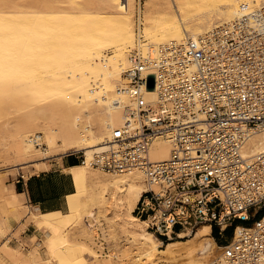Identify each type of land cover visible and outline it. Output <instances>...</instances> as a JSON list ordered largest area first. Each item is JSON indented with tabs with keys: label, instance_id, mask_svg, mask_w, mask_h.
<instances>
[{
	"label": "bare ground",
	"instance_id": "1",
	"mask_svg": "<svg viewBox=\"0 0 264 264\" xmlns=\"http://www.w3.org/2000/svg\"><path fill=\"white\" fill-rule=\"evenodd\" d=\"M264 0H0V158L16 172L36 170V160L81 151L67 169L74 192L65 212H39L0 177V239L11 222L29 215L42 236L23 251L0 242V264H207L220 250L203 223L194 233L163 242L147 229L135 206L156 189L142 172L108 173L90 165L121 127L133 99L121 88L134 58L169 41L196 39L233 21ZM244 6V7H242ZM151 86V87H150ZM144 97L157 105L149 83ZM171 143L153 140L148 156L166 160ZM264 152V130L252 133L241 154ZM31 166V167H30ZM35 167V168H34ZM24 175V174H23ZM114 221L128 241L101 255L71 235L77 228L92 242L98 216ZM89 218V221L85 218ZM241 225H238L240 227ZM155 236H154V235ZM89 241V242H90ZM99 248L100 244L96 245ZM89 253L90 262L82 257Z\"/></svg>",
	"mask_w": 264,
	"mask_h": 264
},
{
	"label": "built area",
	"instance_id": "2",
	"mask_svg": "<svg viewBox=\"0 0 264 264\" xmlns=\"http://www.w3.org/2000/svg\"><path fill=\"white\" fill-rule=\"evenodd\" d=\"M125 77L121 90L133 105L90 165L138 170L156 186L142 192L134 212L163 242L203 223L219 232L237 223L207 264H264V152L241 154L246 139L264 130V3L196 39L135 57ZM149 83L157 105L144 97ZM157 138L171 143L166 160L148 156ZM70 153L82 161L81 151Z\"/></svg>",
	"mask_w": 264,
	"mask_h": 264
},
{
	"label": "rangeland",
	"instance_id": "3",
	"mask_svg": "<svg viewBox=\"0 0 264 264\" xmlns=\"http://www.w3.org/2000/svg\"><path fill=\"white\" fill-rule=\"evenodd\" d=\"M143 0H135V6L138 7L142 4ZM140 3V4H139ZM56 156H51L50 158H41L36 160V170H27V172H16L14 167L16 163L10 161L9 159L0 158V177L6 186L14 188L13 184H19L16 182L18 176L26 177L32 172H37L41 168H46L48 166V160ZM31 167V166H30ZM35 168V167H34ZM24 174V175H23ZM15 189V188H14ZM88 221L89 218L85 217ZM26 222H31L34 226V229L21 231V228L25 226ZM95 223V235L92 236V242L88 239L87 235H83L77 228L72 229L71 235L77 237L78 239H83L86 242L90 243L91 247L103 256L113 252H120L124 244L128 241L126 235H124L119 226L112 220H107L104 216H98V221H93ZM250 223V222H247ZM231 229L227 231L226 235L222 237V242H226L228 236L230 235ZM42 236L38 226L34 223L33 219L29 215L23 216L11 222L9 228L6 231V234L3 238L0 239V242L8 240L11 245L20 248L23 251H26L32 242L39 241ZM90 241V242H89ZM216 243V241L214 240ZM100 244V248L96 245ZM217 244V243H216ZM218 246V245H217ZM82 257L86 262H90L91 258L89 253L84 251ZM116 263V262H115ZM114 263V264H115ZM123 264H133L130 260L124 259Z\"/></svg>",
	"mask_w": 264,
	"mask_h": 264
},
{
	"label": "crops",
	"instance_id": "4",
	"mask_svg": "<svg viewBox=\"0 0 264 264\" xmlns=\"http://www.w3.org/2000/svg\"><path fill=\"white\" fill-rule=\"evenodd\" d=\"M48 166L27 175L19 184H13L18 193L24 195L26 204L35 211L65 212L68 206V196L74 192L71 175L67 171L78 164L79 160L70 152L62 153L59 157L49 159ZM34 229L31 222H26L21 231ZM212 226H210V234ZM214 239V237H213ZM215 240V239H214Z\"/></svg>",
	"mask_w": 264,
	"mask_h": 264
},
{
	"label": "trees",
	"instance_id": "5",
	"mask_svg": "<svg viewBox=\"0 0 264 264\" xmlns=\"http://www.w3.org/2000/svg\"><path fill=\"white\" fill-rule=\"evenodd\" d=\"M79 163V162H78ZM17 191H19V187L17 186L16 187ZM237 225V223H234L232 224L231 226H227L225 227L222 231H218V229L214 226H212V232H211V235L212 237H214L216 243L218 246H222L224 244L227 243V241L230 239L231 235H232V231H233V227ZM229 228L231 229L230 231V235L228 236L227 238V241L226 242H222V237L226 235L227 231L229 230ZM154 235V234H153ZM155 236V235H154ZM157 239H159L157 236H155ZM160 240V239H159ZM166 242V241H164Z\"/></svg>",
	"mask_w": 264,
	"mask_h": 264
},
{
	"label": "water",
	"instance_id": "6",
	"mask_svg": "<svg viewBox=\"0 0 264 264\" xmlns=\"http://www.w3.org/2000/svg\"><path fill=\"white\" fill-rule=\"evenodd\" d=\"M151 87V86H150Z\"/></svg>",
	"mask_w": 264,
	"mask_h": 264
}]
</instances>
